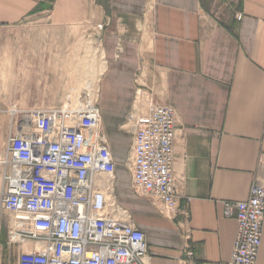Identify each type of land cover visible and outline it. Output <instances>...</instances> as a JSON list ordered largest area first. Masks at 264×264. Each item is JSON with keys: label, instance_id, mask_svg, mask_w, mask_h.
I'll list each match as a JSON object with an SVG mask.
<instances>
[{"label": "crops", "instance_id": "1", "mask_svg": "<svg viewBox=\"0 0 264 264\" xmlns=\"http://www.w3.org/2000/svg\"><path fill=\"white\" fill-rule=\"evenodd\" d=\"M29 21L102 26L95 101L118 203L147 241L144 264H182L185 246L194 264H227L236 223L222 217L223 203L245 200L264 171V0H0V85L16 75L9 33ZM13 91L0 90V156L16 107L5 92ZM154 104L176 112L172 170L189 240L183 217L170 220L130 189L132 136L121 126L133 108L145 113ZM37 248L1 241L0 264ZM256 264H264V221Z\"/></svg>", "mask_w": 264, "mask_h": 264}, {"label": "built area", "instance_id": "2", "mask_svg": "<svg viewBox=\"0 0 264 264\" xmlns=\"http://www.w3.org/2000/svg\"><path fill=\"white\" fill-rule=\"evenodd\" d=\"M10 113L11 131L0 156L6 244L38 246L21 251L17 264H144L147 241L118 203L114 162L96 101L74 112ZM176 122L175 110L167 105H151L145 113L133 108L121 126L132 136L125 167L132 194L170 220L183 217L181 230L189 240L188 208L179 207L172 170ZM222 217L236 223L227 264H256L264 221V171L245 200L223 203ZM183 253L182 264H194L188 246Z\"/></svg>", "mask_w": 264, "mask_h": 264}, {"label": "rangeland", "instance_id": "3", "mask_svg": "<svg viewBox=\"0 0 264 264\" xmlns=\"http://www.w3.org/2000/svg\"><path fill=\"white\" fill-rule=\"evenodd\" d=\"M95 32L99 31L85 25L57 27L46 21H29L9 33L16 36L11 47L17 53V69L13 79L6 75L1 78L0 90L16 88V92L5 93L16 104L17 115L28 109L74 112L95 103L104 64ZM12 122L10 116L9 128ZM3 143L5 146L7 140ZM7 220L0 208V243L6 240Z\"/></svg>", "mask_w": 264, "mask_h": 264}, {"label": "bare ground", "instance_id": "4", "mask_svg": "<svg viewBox=\"0 0 264 264\" xmlns=\"http://www.w3.org/2000/svg\"><path fill=\"white\" fill-rule=\"evenodd\" d=\"M76 64V63H75ZM74 68V67H73ZM1 181V180H0Z\"/></svg>", "mask_w": 264, "mask_h": 264}]
</instances>
